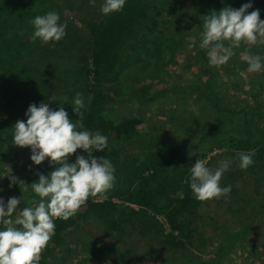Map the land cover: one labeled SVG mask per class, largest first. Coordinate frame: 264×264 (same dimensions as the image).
<instances>
[{
  "label": "trees",
  "instance_id": "trees-1",
  "mask_svg": "<svg viewBox=\"0 0 264 264\" xmlns=\"http://www.w3.org/2000/svg\"><path fill=\"white\" fill-rule=\"evenodd\" d=\"M62 1L0 0V108L10 105L11 94L6 93L8 79H21L23 88L28 86L36 98L31 104L48 103L52 110L62 107L70 122L79 120L86 130L107 136L105 149L93 151L92 155L109 159L116 179L104 194L105 198L90 196L73 216L54 220L55 235L39 254L45 261L39 258L38 264H89V259L93 264H124L129 258L150 259L156 264H225L244 246L242 254L237 253L249 257L248 264H264V70L244 81L239 75L240 69L246 66L233 60L224 63V73H229L225 89L232 92L227 99L217 88L216 80L221 75L216 65L204 68L198 84L199 94L202 104L213 111L212 126L191 145L172 143L143 132L142 121L128 113L116 117L109 113L114 104L123 100L142 105L167 93L163 88L134 89L121 82L124 70L131 64H144V72L147 68H166L174 63L179 44L185 43L189 33L195 37L197 57L209 64L206 50L199 48L201 16L225 6L238 9L251 2L252 7L246 11L258 9L259 19L264 20V0H126L119 12L101 14L88 24L81 22L87 29L89 41L82 42L86 52L78 53V57L84 64L90 59V66L59 68L50 65L45 68L51 77L57 76L55 79L64 82L65 88L79 86L77 92L84 97L86 106L77 114L70 105L75 89L68 96L45 97L50 79L44 78L40 67L35 68L39 64L33 67L31 63L33 56L44 59L53 53L51 42L31 39V20L36 15L54 10L60 22L68 21L66 29H70L72 21L65 18V10L71 9ZM250 54L259 55L264 63V43L242 42L239 48L233 49V58ZM24 104L25 100L22 106ZM4 122L0 118V165L4 168L10 164L2 162L4 157H13L15 153L20 156L16 165L11 163L8 167L10 173H6L8 168L0 171V176L5 174L0 178V189H3L0 193L20 197L23 207L34 206L29 202H38L40 198L31 191L30 183L35 182L39 174L47 175L59 165L49 164L47 157L39 165H33L28 147L18 149L12 144L15 122ZM200 123L195 120L197 126ZM131 144L139 151L128 153L127 147ZM214 149L221 153L212 155L206 162L213 168L219 160L233 157L238 151L254 153L253 163L246 170H241L234 162L220 180L222 187H231L232 196L220 198L222 202L233 200L226 206L222 203L220 208L224 209L221 214L228 212L235 218L232 225L219 223L209 213L211 205L219 198L197 200L188 186V168L198 158L205 159L204 151L211 153ZM85 154L77 149L67 156L66 162L74 163L78 155ZM9 176L17 180L11 187ZM242 180L251 181L253 196L237 188L235 182ZM115 199L120 200V204H116ZM159 217L165 220L167 228H163ZM87 226L93 228L87 230ZM257 227L262 232V248L256 245L249 249L251 246L245 240ZM210 230L214 231L215 239L206 237ZM118 236L124 237L123 243L140 244L139 251L116 246ZM109 238L114 240L112 245H108L111 244ZM56 248H62L65 254L59 257ZM78 252L81 256L75 259Z\"/></svg>",
  "mask_w": 264,
  "mask_h": 264
},
{
  "label": "clouds",
  "instance_id": "clouds-1",
  "mask_svg": "<svg viewBox=\"0 0 264 264\" xmlns=\"http://www.w3.org/2000/svg\"><path fill=\"white\" fill-rule=\"evenodd\" d=\"M125 2L102 0L99 12L105 16L119 12ZM89 3L95 4V0H89ZM251 7V2L238 9L225 6L201 16L199 48L206 50L210 65L226 63L233 55V49L239 48L242 42L264 43V20L259 19L258 9L246 11ZM31 25L33 41L38 39L41 43L55 44L66 35L67 25L60 22V16L54 10L36 15ZM194 43H188V48ZM241 59L246 62L248 72L264 70L259 55L250 54ZM64 100L67 103V97ZM70 105L75 114L85 108V99L80 92L74 94ZM24 116L25 120H17L13 125L12 144L28 147L33 165H39L47 157L49 164L59 166L47 175L39 174L38 179L30 183L31 191L40 199L30 201L34 206L23 207L15 218L13 213L20 197H9L6 203L0 197V264H38L39 254L55 235L54 219L66 220L73 216L90 196L105 198L104 194L113 187L116 179L112 162L103 156L92 155L93 151L105 149L107 136L86 130L79 120L70 122L62 107L52 110L44 102L29 104ZM77 149L86 154L78 155L74 163H67V156ZM253 155L250 150L238 151L233 157L219 160L214 168L198 158L188 168V186L193 197L205 201L227 196L231 187L220 185L223 173L234 162L241 170H246L253 163ZM6 173H10L9 168ZM9 180V187L17 183L14 176H9Z\"/></svg>",
  "mask_w": 264,
  "mask_h": 264
},
{
  "label": "rangeland",
  "instance_id": "rangeland-1",
  "mask_svg": "<svg viewBox=\"0 0 264 264\" xmlns=\"http://www.w3.org/2000/svg\"><path fill=\"white\" fill-rule=\"evenodd\" d=\"M62 2L64 6L66 5L65 3H67L71 9L65 10V18H69V21H72V24L69 25L70 29H65L66 35L60 41L52 44L51 50L53 53H50L47 56L43 57L44 59H41V56L39 58H35L33 56V61H31L33 67H35L36 64H39L35 68L37 69L38 67H40L39 70H43L45 79H50V84H46L49 92L44 95L47 98L50 96H68V94L72 90L75 89L74 91H72V93H76L79 90V86L76 88H65L64 82L55 79L57 78V76L51 77L47 70H45V68L49 67L50 65L59 68H77V66L79 65L82 68L83 65L90 66V59L88 60V64H84V60L79 59L78 57V53L81 54L86 52L85 43L82 42H86L87 39L89 41V36L86 32L87 29L85 27H82L81 22L87 21L88 24L94 18H97L101 15V13L99 12V7L102 0H95V4H90L89 0H63ZM187 4H189V2ZM65 22L67 24L68 21L65 20ZM191 34L192 33L186 34L185 43L179 44V51L176 54L177 57L174 60V63L169 64L166 68L151 70L145 67L147 69H145L144 72V64H131L124 70L121 82L134 87V89L136 87L138 89L151 87L156 90H160L163 88L167 93L154 102L143 103L142 105H133L129 103L128 100H123L121 103L114 104L109 109V113L112 115V117L119 116L123 113H128L131 117L137 118L142 121L140 128L143 132L150 133L157 138L172 143H182L180 145L193 144L199 139L201 133L205 132L212 126L213 111L202 104L203 98H201L202 96L199 94V91L201 93V90L198 85L201 80L200 78L203 77L201 73L203 72L204 68L207 65L209 66L210 64H206L207 62L204 64L205 59H200L199 57H197V51L194 50L195 44L192 48H188V43H192L195 39V37ZM78 47L79 50H77ZM234 56L235 55H232L229 60L236 61L246 66L245 68L240 69L241 73L239 75H242V79L244 81L249 79L250 77L252 78L254 74H259V72H248L246 62L243 61L241 57L233 58ZM200 60H202V62H200ZM215 67L217 68L219 75H221L219 79L216 80L217 88L218 90H220V93H222L223 96L228 99L232 94L229 88L225 89V85L229 80L227 76L229 75V73L227 75H225L224 73L225 64H218ZM212 68H214V65H212ZM22 83V80L18 78L8 79L6 93L9 92L11 94L10 105L5 108H0V118L1 120L5 121V124L25 119L24 113L28 105L36 100V98L32 96L29 89L27 88L28 86H25V88H23L24 85ZM187 86L189 87L186 88ZM190 86H192V88H190ZM63 88L65 90H63ZM61 89L62 92H59ZM186 90L188 92H186ZM24 100L25 104L22 106ZM237 100H239V98ZM130 102H132V100ZM195 120L201 122L199 126L195 124ZM18 149L21 148L19 147ZM127 150H129L128 153H133L139 151V148L136 145L131 144L127 147ZM204 152L206 153L204 159L206 162L212 155L216 154L218 156V154L221 153L216 149H214L211 153H207L206 151ZM192 154H194V152ZM19 156V153H15V156L13 157H4V160L2 162H10V164L5 163L6 167L4 168H2V166L0 165V171H3V169L10 167L11 163L16 165L17 158H19ZM235 185L242 191L249 192L252 196L254 195L252 192V184L250 180L237 181L235 182ZM13 196L14 194L11 195L8 193H0V197H2L5 202H7V199L9 197ZM231 196L232 195L228 193L226 197ZM217 200L218 201L213 202V204L211 205V212L209 211V213H211L213 218L216 219L219 223L232 225L235 221V218H232V215L230 214V216L228 212H226L225 215L221 214L224 209H221L220 205L223 203L226 206L227 203H229L233 199H225V202H222L221 198ZM115 202L116 204H120V200L118 199H115ZM22 208V204L18 203V208L16 212L13 213V218L17 216L18 211ZM132 208H134L135 210L138 209L137 206H132ZM159 218V222L162 224L163 228H167V226L165 225V220L161 217ZM0 227H2V225H0ZM91 228L87 226V230ZM81 233L83 232L81 231ZM205 233L207 232L205 231ZM207 234L208 235L206 237H208L210 240H212L213 238L215 239L214 231L210 230V232ZM261 235L262 232H260L259 227H257L256 230L246 238L245 243L251 246L249 249L254 248L256 245L262 248L261 239H263V237ZM119 236L115 241L116 246L125 247L126 249L134 252L139 251L140 244H137L134 241L129 242L128 244L123 243L124 237ZM107 240L111 241V244L108 243V245H112V242L114 240L111 238ZM134 248H136V250H134ZM244 250L245 246L241 247L240 251L237 252L241 253ZM247 251H245V253H247ZM237 252H234L233 256L225 261V264H248L250 258H245L243 255H240V253ZM56 253L59 257H61L63 256V254H65V250H63L62 248H56ZM79 256L81 255H79L78 252L77 254H75L74 258L76 259ZM71 258L73 259V257ZM40 259L45 261V258L43 257H41ZM89 260V264H93V261H91V259ZM124 264L156 263L151 261L150 259L134 260L132 258H129L125 260Z\"/></svg>",
  "mask_w": 264,
  "mask_h": 264
}]
</instances>
